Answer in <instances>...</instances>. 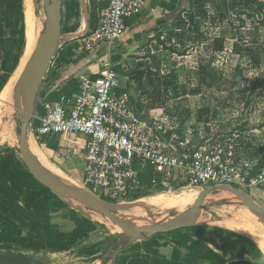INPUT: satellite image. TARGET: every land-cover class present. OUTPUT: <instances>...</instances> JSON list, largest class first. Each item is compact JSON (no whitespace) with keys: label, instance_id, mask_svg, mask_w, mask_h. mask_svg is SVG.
Returning <instances> with one entry per match:
<instances>
[{"label":"crops","instance_id":"1","mask_svg":"<svg viewBox=\"0 0 264 264\" xmlns=\"http://www.w3.org/2000/svg\"><path fill=\"white\" fill-rule=\"evenodd\" d=\"M59 1L62 29L40 83L41 90H37L39 100L29 123L37 124V119L44 116V102L73 97L80 83L96 79L108 67L117 74L119 90L128 93L129 106L136 113L158 112L165 104V92L158 81L167 64L166 54L178 55L170 49L185 48L199 33L195 0H144L142 13L124 19L122 35L109 48L98 46L90 50L81 47L82 37L96 31L109 1ZM197 1L224 3L226 0ZM232 3L243 5L244 0H232ZM40 35L41 30L38 38ZM23 48L24 0H0V76L14 72ZM176 120L172 132L181 137L195 136L196 124H192V119L185 123L182 120L181 125ZM35 138L44 141L46 152L54 162L49 163L56 170L73 178L82 176L83 136L27 135V141L31 139L35 143ZM1 163L0 159V200L10 181ZM19 168L25 171L20 162ZM150 172V169L146 171L147 177ZM147 177L143 174L141 180L147 182ZM57 198L56 201L45 195L41 200L24 204L0 203V210H4L0 212V236L3 242L13 244L8 247L9 252L38 259L42 264H52L54 258L64 253L88 260L90 264H100L103 255L115 250H120L115 260H105L103 264H229L244 260L243 257L232 259L233 245L223 247L216 237L214 223L209 221L196 220L189 228L123 241L106 233L103 218L97 213L86 211V206L73 209L64 199Z\"/></svg>","mask_w":264,"mask_h":264},{"label":"rangeland","instance_id":"2","mask_svg":"<svg viewBox=\"0 0 264 264\" xmlns=\"http://www.w3.org/2000/svg\"><path fill=\"white\" fill-rule=\"evenodd\" d=\"M32 3L34 13L36 3V19L43 26L40 41L44 35L46 11L43 0H32ZM261 3H264V0H251L250 7L246 9L244 5L232 3V0H226L224 3L195 0L193 4L197 8L196 13H199L196 17V23L199 25L196 31L199 33L187 44L188 47L186 45L178 51L181 56L171 53L165 56L167 58L164 60L167 64L162 68V78L158 81L165 92L164 106L177 118L176 121H179L180 125L182 120L185 123L192 119L193 122H190L196 124L197 133L192 139L196 143H202L204 140L222 141L231 134L237 133L243 144L245 156L252 153V149H260L264 152V28L257 25L256 21L261 20L262 14L255 10ZM248 14L254 15L255 18L248 19ZM215 39L224 41L223 52L214 51ZM12 73L8 72L0 76V89ZM20 78L10 101L0 102L2 104H0V159L6 170L5 174L10 180L5 189L7 192L0 203L24 204L35 199L41 200L45 195L56 200L57 197L38 183L24 167L26 172L19 168L18 129L22 119L24 98L28 90L27 87L22 88L23 91L20 90ZM255 81H259L262 86L249 94V89ZM38 100L36 96L31 108L33 115L32 111ZM5 125L8 131L3 133ZM35 144L47 161L54 163L50 154L46 152L47 147L44 141L41 138H35ZM149 169L147 165V170ZM59 175L53 176L52 180L60 186H78L90 190L81 175L75 178L64 175L62 172H59ZM146 186L144 184L143 190L136 197L128 199L120 209L109 207L110 211L126 222L134 224L133 227L158 224L174 218L190 207L181 212L160 209L156 211L137 203L139 200L160 193L182 190L197 193L201 191L196 187H179V185H172L162 190H151ZM247 193L257 204L264 207V192L253 189ZM102 200L109 204L108 201ZM74 203L78 206H86L85 209L88 212L97 213L84 200L74 201ZM243 208L245 207L228 193L216 192L204 199L197 222L214 223L212 226L215 227L218 233L216 237L222 246L233 245L230 248V252L233 253L232 259L243 257L252 264H264V253L250 239L238 235L234 226L222 227L215 224L230 222L232 216L235 218L242 216ZM3 211L0 210V212ZM97 215L101 216L99 213ZM102 218L106 233L113 237L118 236L123 241L131 240L119 229L111 228L114 225L104 217ZM11 245L13 244L3 242L0 236L1 253H11L8 249ZM77 258L64 253L54 258L56 260H53L52 264H90L88 260Z\"/></svg>","mask_w":264,"mask_h":264},{"label":"built area","instance_id":"3","mask_svg":"<svg viewBox=\"0 0 264 264\" xmlns=\"http://www.w3.org/2000/svg\"><path fill=\"white\" fill-rule=\"evenodd\" d=\"M108 1L96 31L82 37L84 50L109 48L122 35L124 19L139 16L144 8V0ZM42 107L44 116L37 124L28 123L27 133L83 136L84 183L113 205H124L136 197L144 184L151 190L172 185L199 190L227 185L246 193L253 189L264 192V167L253 174L256 163L245 156L237 133L222 141L202 143H196L191 134L179 136L172 132L177 118L164 105L158 112L136 113L109 67L96 79L80 83L73 97L48 100Z\"/></svg>","mask_w":264,"mask_h":264},{"label":"water","instance_id":"4","mask_svg":"<svg viewBox=\"0 0 264 264\" xmlns=\"http://www.w3.org/2000/svg\"><path fill=\"white\" fill-rule=\"evenodd\" d=\"M44 8L46 11V22L44 35L42 40H38V43L31 55L28 69H25L21 75L19 81L20 89L23 87L25 80L29 73L32 75V82L27 90V94L24 98L23 109L21 111L22 119L20 120L18 129V146L17 152L19 159L28 173L43 187L50 190L54 195L65 200L73 209L79 210L80 207L74 203V201L84 200L88 202L90 207L102 217L107 219L111 224L116 226L122 233L127 235L131 240L151 237L156 234H163L172 232L179 229H185L193 226L198 219L199 212L204 199L216 192H226L233 198L241 203V205L247 208L256 220L264 227V207L257 204L251 196L245 191L227 186H210L201 190L194 203L186 211L177 214L174 218L153 225H145L140 227H133L128 222L114 215L109 207L118 209L121 206L107 203L94 195L91 191L79 187H66L56 184L52 177L55 176L49 173L43 166L32 159L28 151L27 141V126L31 118V108H33V102L36 97L37 90L43 79L44 73L47 69L51 55L55 49L57 38L60 36L62 29L61 16H60V1L59 0H43ZM49 48L51 50L49 51ZM41 65V69L38 67ZM53 181V182H52ZM120 253V250H115L113 253L105 254L100 260V264H103L105 260L114 261L116 256ZM0 264H42L41 261L15 254V253H1L0 252ZM229 264H252L246 260L232 261Z\"/></svg>","mask_w":264,"mask_h":264},{"label":"bare ground","instance_id":"5","mask_svg":"<svg viewBox=\"0 0 264 264\" xmlns=\"http://www.w3.org/2000/svg\"><path fill=\"white\" fill-rule=\"evenodd\" d=\"M40 30L41 27L40 24L38 23V20L36 19V13H34L32 0H24V48L16 69L14 70L12 75L5 81V83L0 89L1 103L2 102L7 103L8 101H10V99L13 97V94L15 92L16 85L18 84L17 83L18 78L21 77L25 69H28L31 55L39 40L38 36ZM50 50L51 48H49V51ZM41 67L42 66L39 65L38 69L40 70ZM31 82H32V75L31 73H29L22 88H26V87L29 88ZM22 88L20 90L23 91ZM8 113L9 112H7V114ZM6 131H8V129L7 126L5 125V127L3 128V133L4 132L6 133ZM28 151L31 158L35 159V161L39 163L41 166H43L49 173L56 176L57 175L60 176L59 171L56 170L55 167L47 161V159L41 153L37 145L31 139L28 141ZM197 195L198 193L195 191L182 190L180 192H173V193L167 192V193L151 195L149 197H145L139 200L137 203L142 204L144 207H147L149 209H154V210L156 209V211L157 209H160V210H176L181 212L187 207H190L194 203ZM241 213L242 216H238L236 218L232 216L230 222H216L215 224L222 227L234 226L237 234H242L248 239H250L254 243V245L264 253V227L256 220V218L247 208H243V211ZM129 225L134 226V224L132 223H129ZM111 228H113L114 230H118L116 226H112Z\"/></svg>","mask_w":264,"mask_h":264},{"label":"trees","instance_id":"6","mask_svg":"<svg viewBox=\"0 0 264 264\" xmlns=\"http://www.w3.org/2000/svg\"><path fill=\"white\" fill-rule=\"evenodd\" d=\"M250 4H251V0H244V3L243 5L247 8L250 7ZM191 8V7H190ZM257 12H259L260 14H262V18L261 20H257L256 23L258 26H260L261 28H264V3H261L258 5V7L255 9ZM243 12V11H242ZM241 13V12H240ZM245 13V12H244ZM247 18L248 19H254L255 16L254 15H251V14H248L247 15ZM219 42V43H218ZM223 40H217L215 39L214 41V51L215 52H223ZM218 44V45H217ZM172 53H176V54H180L178 51H175L173 49H170ZM262 86V84L259 82V81H255L253 83V85L251 86V88L249 89V94H251L253 91L257 90L258 88H260ZM247 104V103H245ZM259 156L260 159H257ZM250 161H255L256 162V165L254 167V171H253V174L255 172H257L258 170L262 169L264 167V152L260 149H252V153L250 154H247L246 156ZM24 167V166H23ZM179 187H183V185H179ZM138 198V197H137ZM248 239V238H247ZM252 242V241H251Z\"/></svg>","mask_w":264,"mask_h":264},{"label":"clouds","instance_id":"7","mask_svg":"<svg viewBox=\"0 0 264 264\" xmlns=\"http://www.w3.org/2000/svg\"><path fill=\"white\" fill-rule=\"evenodd\" d=\"M101 199V198H100Z\"/></svg>","mask_w":264,"mask_h":264}]
</instances>
